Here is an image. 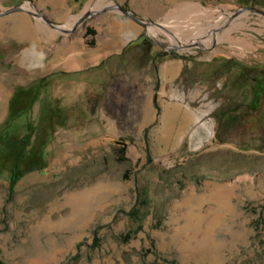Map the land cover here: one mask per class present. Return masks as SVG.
<instances>
[{
    "label": "rangeland",
    "instance_id": "374dc122",
    "mask_svg": "<svg viewBox=\"0 0 264 264\" xmlns=\"http://www.w3.org/2000/svg\"><path fill=\"white\" fill-rule=\"evenodd\" d=\"M92 1L0 0V264H264V0Z\"/></svg>",
    "mask_w": 264,
    "mask_h": 264
},
{
    "label": "bare ground",
    "instance_id": "6f19581e",
    "mask_svg": "<svg viewBox=\"0 0 264 264\" xmlns=\"http://www.w3.org/2000/svg\"><path fill=\"white\" fill-rule=\"evenodd\" d=\"M108 5V3L106 2V0H94V1H92L91 3H90V5L88 6V9H93L94 11L95 10H98V9H101V8H103V7H106ZM151 32H153L154 34H158L159 33V30L157 29V28H152L151 30H150ZM196 37V38H195ZM197 37H198V34L196 35V36H193L192 38H190V40L192 39V40H196L197 39ZM182 39H183V36H182V34H180V33H173L172 34V37L170 38V41H171V46H173V47H177V46H183L184 44H185V42H183L182 41ZM190 40H188V41H190ZM92 52V51H91ZM31 55H36V54H39V55H41V56H43L44 55V53H41V52H39V51H37V50H33L31 53H30ZM44 61H43V59H42V63H43ZM174 65L172 64V65H170V66H167L166 67V69H165V71H167V72H171V71H173L174 70ZM189 112V111H188ZM194 117V115H190V114H187V115H185V119L187 120V119H191V118H193ZM195 118L196 119H199V116H198V114H196L195 115ZM210 133H212V130L210 129ZM73 199H75V201L77 200L78 201V198L77 197H73ZM70 216V215H69Z\"/></svg>",
    "mask_w": 264,
    "mask_h": 264
},
{
    "label": "water",
    "instance_id": "95a60500",
    "mask_svg": "<svg viewBox=\"0 0 264 264\" xmlns=\"http://www.w3.org/2000/svg\"><path fill=\"white\" fill-rule=\"evenodd\" d=\"M116 6L119 7L120 10H122V11H123L125 14H127L129 17H131V18H133V19L139 21L138 18H136L135 16H133V15L131 14V12L128 11L127 9H125V8L119 6V5H116ZM249 9H253V10H255V11L261 13V14H264V11L258 10V9H256V8H253V7H246V8H243V10H249ZM15 10H23V7L18 6V7L15 8ZM96 13H99V12H96ZM96 13H92V12H90L89 14H85V15L81 16V18L79 19L78 24H79V23H82L83 21H85V20L89 17V15H94V14H96ZM139 22H141V21H139ZM141 23L144 24V26H145V23H143V22H141Z\"/></svg>",
    "mask_w": 264,
    "mask_h": 264
},
{
    "label": "crops",
    "instance_id": "0c3cea01",
    "mask_svg": "<svg viewBox=\"0 0 264 264\" xmlns=\"http://www.w3.org/2000/svg\"><path fill=\"white\" fill-rule=\"evenodd\" d=\"M85 54L88 55V57H85ZM85 54L83 55L82 60H81V62L79 63V64H81V65H84V63H86L87 60H88V61L91 60V58H92L91 54H93V53H90L89 51H86V50H85ZM103 55H104V54H103V52H102V50H101V51L98 53V55L95 57L94 60L100 61V60L102 59ZM81 65H78V66H81Z\"/></svg>",
    "mask_w": 264,
    "mask_h": 264
},
{
    "label": "trees",
    "instance_id": "16d2710c",
    "mask_svg": "<svg viewBox=\"0 0 264 264\" xmlns=\"http://www.w3.org/2000/svg\"><path fill=\"white\" fill-rule=\"evenodd\" d=\"M88 34H94V31L93 30H89V32H88ZM124 152V150L122 149V153ZM14 184H15V175H14V173L12 174V176H11V185H10V189H11V191L14 189Z\"/></svg>",
    "mask_w": 264,
    "mask_h": 264
},
{
    "label": "flooded vegetation",
    "instance_id": "af4514ba",
    "mask_svg": "<svg viewBox=\"0 0 264 264\" xmlns=\"http://www.w3.org/2000/svg\"><path fill=\"white\" fill-rule=\"evenodd\" d=\"M146 42H148V43H149V42H151V41H150V40H148V39H146V40H145V43H146Z\"/></svg>",
    "mask_w": 264,
    "mask_h": 264
}]
</instances>
